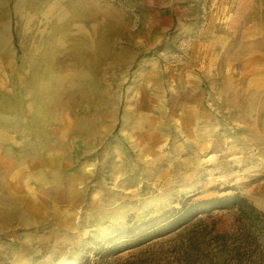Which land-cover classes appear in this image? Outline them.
I'll list each match as a JSON object with an SVG mask.
<instances>
[{"label": "rangeland", "instance_id": "obj_1", "mask_svg": "<svg viewBox=\"0 0 264 264\" xmlns=\"http://www.w3.org/2000/svg\"><path fill=\"white\" fill-rule=\"evenodd\" d=\"M0 264H264V0H0Z\"/></svg>", "mask_w": 264, "mask_h": 264}, {"label": "trees", "instance_id": "obj_2", "mask_svg": "<svg viewBox=\"0 0 264 264\" xmlns=\"http://www.w3.org/2000/svg\"><path fill=\"white\" fill-rule=\"evenodd\" d=\"M231 209H239L249 217L255 212V209L249 206L238 193L190 204L182 203L180 209L167 210L132 225L116 227L111 233L94 243L97 247L106 245L108 254L117 255L171 234L200 215ZM78 261L75 262L78 263Z\"/></svg>", "mask_w": 264, "mask_h": 264}]
</instances>
